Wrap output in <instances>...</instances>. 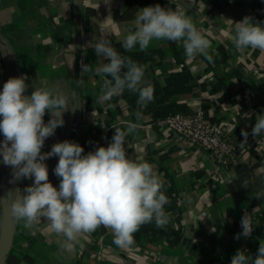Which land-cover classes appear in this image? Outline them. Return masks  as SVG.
<instances>
[{
  "label": "crops",
  "instance_id": "0c3cea01",
  "mask_svg": "<svg viewBox=\"0 0 264 264\" xmlns=\"http://www.w3.org/2000/svg\"><path fill=\"white\" fill-rule=\"evenodd\" d=\"M157 4L173 10L179 6L193 19L212 42L211 62L200 55L188 59L181 45L167 40L152 41L146 52L138 47L125 52L121 42L135 30L137 12ZM245 16L264 22V0H0L4 83L26 77L25 95L34 88H55L72 109L63 114V126L46 139L42 152L69 140L82 146L86 155L108 146L113 125L126 130L129 122L137 123V95L125 91L107 104L95 102L103 79L93 72L81 74V62L95 68L106 61L88 47L89 42L106 32L121 55L144 66L154 100L142 109L144 118L136 133L126 137L125 148L131 158L146 160L163 174L169 198L165 211L170 216L165 228L143 225L129 249L118 248L111 231L100 227L81 237L82 247L68 253L60 250L59 238L46 222L26 230L0 205V264H9V255L19 264H230L237 250L255 256L264 242V199L251 194L264 190V137L253 138L251 129L256 115L264 114V53L234 49V22ZM197 108L233 130L238 140L244 139L242 130L249 133L242 156L231 166L216 170L210 156L176 142L160 124L171 112ZM50 118L46 113L45 123ZM45 163L49 181L58 188L60 178L53 171L58 157ZM10 179L11 168L0 162V198L13 188L23 190L34 178L15 185ZM245 181L248 188L242 187ZM185 194L191 196L190 204ZM245 212L254 229L247 239L237 240Z\"/></svg>",
  "mask_w": 264,
  "mask_h": 264
},
{
  "label": "clouds",
  "instance_id": "9594fccd",
  "mask_svg": "<svg viewBox=\"0 0 264 264\" xmlns=\"http://www.w3.org/2000/svg\"><path fill=\"white\" fill-rule=\"evenodd\" d=\"M134 24L135 30L121 42L125 52L137 47L146 52L152 41L167 40L181 45L188 59L200 55L209 62L213 60L211 40L179 6L175 10L159 4L144 7L137 12ZM107 37L108 33L102 32L97 41L88 44L105 63L93 68L81 62V74L93 72L103 79L95 102L107 104L125 91L138 96L134 113L137 123L129 122L126 130L113 125L115 133L107 147H97L85 155L82 146L65 140L42 152L46 139L63 126V114L72 110L68 98L49 87L34 88L25 95L29 85L23 76L9 78L0 91V133L4 137L0 141V162L11 168L10 184L34 178L23 190L13 188L6 198H0V205L6 206L9 217L26 230L46 222L49 231L59 238L60 250L68 253L77 245L82 247L81 237L90 236L100 227L111 231L118 248L129 249L135 245V233L143 225L154 223L157 228H165L170 221L165 211L169 198L163 174L148 161L131 158L125 148L126 137L136 133L138 122L144 118L142 109L154 100V88L144 78V66L121 55ZM231 43L238 52L251 48L264 53V22L250 16L234 22ZM46 113L51 117L47 123ZM241 135L244 139L239 147L243 149L249 133L242 130ZM251 135L264 137V114L256 115ZM51 157H58L53 170L60 178L58 188L49 181L45 161ZM242 187L248 188L247 181ZM251 196L264 199V190ZM184 198L191 203V196L185 194ZM241 228L235 239L251 236L254 228L247 212L241 219ZM230 264H264V242H260L255 256L237 250Z\"/></svg>",
  "mask_w": 264,
  "mask_h": 264
},
{
  "label": "built area",
  "instance_id": "2783aa9c",
  "mask_svg": "<svg viewBox=\"0 0 264 264\" xmlns=\"http://www.w3.org/2000/svg\"><path fill=\"white\" fill-rule=\"evenodd\" d=\"M160 124L169 130L176 142L194 146L210 156L216 170L231 166L242 156L239 147L242 141L237 139L233 130L209 118L201 108L191 113L171 112Z\"/></svg>",
  "mask_w": 264,
  "mask_h": 264
},
{
  "label": "rangeland",
  "instance_id": "374dc122",
  "mask_svg": "<svg viewBox=\"0 0 264 264\" xmlns=\"http://www.w3.org/2000/svg\"><path fill=\"white\" fill-rule=\"evenodd\" d=\"M1 55H0V63H2L1 62ZM4 76L2 75V73L0 72V91H2L3 90V85H4ZM6 80V79H5ZM2 137H3V134L2 133H0V141H2Z\"/></svg>",
  "mask_w": 264,
  "mask_h": 264
},
{
  "label": "trees",
  "instance_id": "16d2710c",
  "mask_svg": "<svg viewBox=\"0 0 264 264\" xmlns=\"http://www.w3.org/2000/svg\"><path fill=\"white\" fill-rule=\"evenodd\" d=\"M7 262L9 263V264H19L18 262V259L17 258H15L14 256H12V255H9L8 256V258H7Z\"/></svg>",
  "mask_w": 264,
  "mask_h": 264
}]
</instances>
